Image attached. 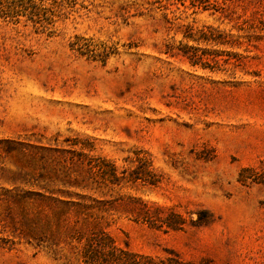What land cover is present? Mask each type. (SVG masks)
<instances>
[{
  "label": "rangeland",
  "instance_id": "1",
  "mask_svg": "<svg viewBox=\"0 0 264 264\" xmlns=\"http://www.w3.org/2000/svg\"><path fill=\"white\" fill-rule=\"evenodd\" d=\"M145 1L0 0V264H83L92 228L165 264H264V0ZM72 149L119 182L82 188ZM137 152L147 180L121 179Z\"/></svg>",
  "mask_w": 264,
  "mask_h": 264
},
{
  "label": "trees",
  "instance_id": "2",
  "mask_svg": "<svg viewBox=\"0 0 264 264\" xmlns=\"http://www.w3.org/2000/svg\"><path fill=\"white\" fill-rule=\"evenodd\" d=\"M185 1H188L189 5L192 7H201L202 9H208L209 7L218 8L217 0H168L169 4L179 3L184 5ZM146 3L135 4L134 10L136 13L134 15L149 14L154 11V9H161V5H156L159 0H146ZM128 12V9H125ZM190 36V35H188ZM76 43H73V45ZM77 51H81V47H75ZM174 49H179L181 54L186 55L192 63L201 62V56L195 52L188 53V49L185 47H169V51L172 52ZM176 53H171L174 55ZM86 146V145H85ZM69 150L71 156L69 157L71 165L76 168V171L82 177H76V181L82 188L90 187L93 183H118L119 177L116 174V169L114 165L105 162L103 159L87 157L86 153L81 151ZM0 152V159H1ZM138 166L134 173L123 174L120 178L126 181L135 182L136 180H147V167L150 166V160L147 156H138V152L135 156ZM144 207V203H142ZM143 207L140 209L139 214L141 217L148 222L153 227H162V225L167 228L177 229L181 224V221H173L174 218H181L177 213L170 216H159L151 215L148 210H144ZM85 243L82 250L83 264H165L163 260H157L155 257L130 250L127 247H119L115 244L113 238L105 231L92 228L86 234Z\"/></svg>",
  "mask_w": 264,
  "mask_h": 264
}]
</instances>
